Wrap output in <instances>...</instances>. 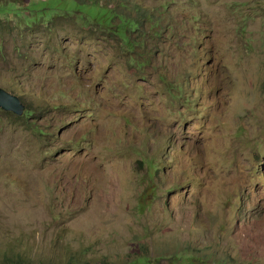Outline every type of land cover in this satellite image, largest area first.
Instances as JSON below:
<instances>
[{
	"label": "rangeland",
	"instance_id": "1",
	"mask_svg": "<svg viewBox=\"0 0 264 264\" xmlns=\"http://www.w3.org/2000/svg\"><path fill=\"white\" fill-rule=\"evenodd\" d=\"M168 11L140 69L151 42L132 56L61 18L6 41L0 88L26 111L0 109V251L29 234L77 264H264V0Z\"/></svg>",
	"mask_w": 264,
	"mask_h": 264
},
{
	"label": "trees",
	"instance_id": "2",
	"mask_svg": "<svg viewBox=\"0 0 264 264\" xmlns=\"http://www.w3.org/2000/svg\"><path fill=\"white\" fill-rule=\"evenodd\" d=\"M173 2L166 0L157 7L142 8L136 0H0V51L8 39L14 44L20 41L23 46L28 31L33 35L39 29L44 30L43 26L52 19L61 18L74 22L80 29H90V35L99 32L113 36L119 47L132 56L140 53L138 49L142 45L151 42L153 47L143 50L145 59L129 57L134 67L140 69L149 65V57L159 52V44H163L173 30V17L168 11ZM145 26L150 33L145 32ZM0 62H5L4 57H0ZM57 220L58 216L54 218ZM64 233L54 241L61 242ZM31 238L26 234L20 239L21 244H17V237L5 239L2 244L12 245L0 251V264H77L75 255L51 257L48 252L40 251L38 246L31 244ZM85 254L82 258H87ZM130 264H148V257L138 256Z\"/></svg>",
	"mask_w": 264,
	"mask_h": 264
},
{
	"label": "water",
	"instance_id": "3",
	"mask_svg": "<svg viewBox=\"0 0 264 264\" xmlns=\"http://www.w3.org/2000/svg\"><path fill=\"white\" fill-rule=\"evenodd\" d=\"M0 109L18 117H21L26 111L25 105L16 95L9 94L2 88H0Z\"/></svg>",
	"mask_w": 264,
	"mask_h": 264
}]
</instances>
